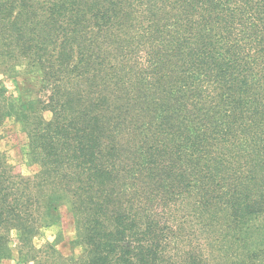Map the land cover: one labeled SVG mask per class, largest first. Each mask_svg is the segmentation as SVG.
Wrapping results in <instances>:
<instances>
[{
  "label": "trees",
  "instance_id": "trees-1",
  "mask_svg": "<svg viewBox=\"0 0 264 264\" xmlns=\"http://www.w3.org/2000/svg\"><path fill=\"white\" fill-rule=\"evenodd\" d=\"M9 65L39 94L0 85V126L38 168L0 156V257L64 195L69 264H264V0H0Z\"/></svg>",
  "mask_w": 264,
  "mask_h": 264
},
{
  "label": "rangeland",
  "instance_id": "rangeland-1",
  "mask_svg": "<svg viewBox=\"0 0 264 264\" xmlns=\"http://www.w3.org/2000/svg\"><path fill=\"white\" fill-rule=\"evenodd\" d=\"M0 85L10 98L22 102L24 107L37 106L39 84L35 73H29V70L23 69L20 65L7 69L0 68ZM26 152L27 139L22 125L13 116H7L0 126V156L12 167L14 173L29 177L38 167L27 162ZM52 199L55 209L47 218L46 225L33 237V245L37 252L26 253L25 259L20 257L17 232L11 230L10 254L0 257V264H65L66 262L69 264L68 260L82 253V247L75 242L78 227L68 198L64 195H56ZM46 244L52 245L57 254L54 255L53 252L45 249Z\"/></svg>",
  "mask_w": 264,
  "mask_h": 264
}]
</instances>
